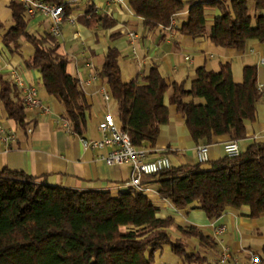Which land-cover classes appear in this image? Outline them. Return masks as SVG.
<instances>
[{"label":"trees","instance_id":"1","mask_svg":"<svg viewBox=\"0 0 264 264\" xmlns=\"http://www.w3.org/2000/svg\"><path fill=\"white\" fill-rule=\"evenodd\" d=\"M62 4L64 19L73 0H43ZM130 10L144 20L147 30L166 28L174 14L186 5L185 19L177 26L192 37L207 35L222 47L244 49L250 40L264 42V0H124ZM11 24L2 42L12 53L25 38L33 46L24 58L27 68L41 74L46 92L65 106L71 129L83 136L90 109L77 76L67 69L68 57L58 51L59 39L49 31L35 34L27 30L29 18L22 2L11 1ZM221 11L208 28L206 9ZM88 28L102 29L117 20L94 5L77 15ZM4 23L0 21V28ZM117 103L120 128L130 135L136 147L153 146L160 126L168 122L164 103L167 83L157 65L140 79L125 81L114 51L107 48L98 71ZM141 82V83H140ZM176 110L182 114L190 136L197 144L211 143L217 135L234 132L238 140L246 134V121L256 119L261 97L255 65H245L242 80L232 76L230 65L219 70L200 67L189 87L185 80L172 84ZM198 99L200 101H198ZM0 103L7 117L26 130V107L21 88L12 79L0 78ZM203 163L182 164L154 173L158 194L175 207L199 203L207 218L228 207H249V216L264 212V143L255 141L234 158L224 156L205 168ZM172 216L158 215V206L143 188L128 186L116 194L102 189H76L52 185L23 171L0 170V264H153L155 252L168 244L172 253L189 264H219L200 251H189L187 239L196 237L211 247L216 241L202 228L186 223L177 225Z\"/></svg>","mask_w":264,"mask_h":264},{"label":"crops","instance_id":"2","mask_svg":"<svg viewBox=\"0 0 264 264\" xmlns=\"http://www.w3.org/2000/svg\"><path fill=\"white\" fill-rule=\"evenodd\" d=\"M0 0V78L14 80L17 75L23 83L34 84L38 97L48 106V112L38 108L26 107L27 128L21 129L15 120L7 117L0 103V122L15 133V139L5 143L0 139V170L8 168L23 171L27 174L45 178L52 185L86 189L109 190L116 194L128 187L132 177L129 163L107 164L101 154L107 153L110 147L98 149L84 145L82 137L87 139L100 138L99 123L111 121L120 127L117 115V103L112 98L109 87L98 71L104 60L105 51L111 48L117 58L125 81L140 79L146 76L152 67L157 65L164 76L167 89L164 103L168 107L169 119L160 126L159 134L153 146H148V160L162 155L169 157L172 166L197 163L196 148L181 113L176 110L173 98L172 84L185 80L189 87L196 78V70L204 67L208 70H219L221 65L228 63L234 80L241 81L245 65H255L257 70V85H264V42L250 40L244 49L222 47L212 43L207 35L192 37L181 33L177 26L185 19L188 10L186 5L173 15L174 25L171 29L156 28L147 30L141 16L135 15L127 3L118 0H73L71 11L61 23V34L58 51L66 54L69 61L68 71L77 76L85 91L90 109L87 113V124L83 136L75 133L63 117L65 106L56 96L46 92L41 84V74L38 70L27 68L24 58L32 52V44L25 38L19 39L21 48L18 52H10L2 42V34L9 26L11 16L10 2ZM208 1V0H204ZM93 4L99 12H106L114 17L115 25L102 29L100 26L88 28L78 21L77 15L83 13ZM248 10L254 13V3L248 0ZM221 13L218 7L206 9V25L209 28L216 16ZM27 30L41 34L49 31V19L40 13L28 16ZM11 18V17H10ZM69 18H74L71 22ZM74 31L80 32V37H74ZM66 35V36H65ZM66 38V44H65ZM77 40V41H76ZM95 76L94 80H91ZM141 83V82H140ZM260 89V88H259ZM261 90V89H260ZM22 92V90H21ZM109 92V98L104 93ZM256 105V119L246 121V134L236 140L241 151L255 141L264 143V91ZM198 101H200L198 99ZM234 137L230 134L217 135L208 143V160L202 164L208 168L211 162L223 158L224 143ZM140 186L158 206V215L172 216L174 225L171 230L177 234L176 226L190 223L216 241L211 247L199 241L196 237L187 239V245L195 251L217 259L221 248L227 245L230 250L228 264H246L253 253L260 256L255 264H264V212L256 218L249 216V207H228L219 215L207 218L197 201L183 208L175 207L169 200L159 197V182L154 175L140 176ZM224 225L223 232H217V225ZM153 264H189L172 253L170 246L164 244L155 252Z\"/></svg>","mask_w":264,"mask_h":264},{"label":"built area","instance_id":"3","mask_svg":"<svg viewBox=\"0 0 264 264\" xmlns=\"http://www.w3.org/2000/svg\"><path fill=\"white\" fill-rule=\"evenodd\" d=\"M22 2L24 12L28 16H33L36 13L42 14L49 19V32L51 35L58 37L61 34V23L64 19V8L62 4H54L43 0H12ZM124 2V0H118ZM74 22V18H69ZM174 25V19H171L170 24L166 27L171 29ZM74 37H80L79 31H74ZM260 62L264 63V57L260 58ZM92 76L91 80H94ZM14 81L21 88L23 94V101L26 107L38 108L42 112H48V106L44 105L38 97L37 87L34 84H25L22 80L15 75ZM264 91V85L259 86ZM109 92L104 93L105 98H109ZM28 131L31 128H27ZM98 129L101 133L100 138L87 139L82 137V142L86 146L93 148L103 149L110 147L105 154H101L102 159L107 164H122L129 163L132 168L131 180L127 183L128 186H140V176L153 175L154 173L171 167V162L168 156L162 155L156 159L148 160V147H136L130 138L128 132L111 121H103L99 123ZM0 139L5 143L15 139V133L7 130L0 122ZM225 156L237 157L241 153L240 146L236 140H229L223 146ZM197 161L204 163L208 160V144H198L196 148ZM224 225H217L216 231L223 232ZM230 250L227 245L222 246L221 252L218 256L219 264H228L230 261ZM260 261V256L253 253L250 260L246 264H255Z\"/></svg>","mask_w":264,"mask_h":264},{"label":"rangeland","instance_id":"4","mask_svg":"<svg viewBox=\"0 0 264 264\" xmlns=\"http://www.w3.org/2000/svg\"><path fill=\"white\" fill-rule=\"evenodd\" d=\"M11 22H12V20H11V18L9 17V22L7 23V24H11ZM37 34V33H36ZM66 36V35H65ZM65 44H66V38H65ZM77 41V40H76ZM187 249L189 250V251H193L188 245H187Z\"/></svg>","mask_w":264,"mask_h":264}]
</instances>
